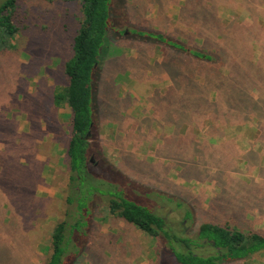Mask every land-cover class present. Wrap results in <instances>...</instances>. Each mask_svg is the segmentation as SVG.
<instances>
[{
  "label": "trees",
  "instance_id": "1",
  "mask_svg": "<svg viewBox=\"0 0 264 264\" xmlns=\"http://www.w3.org/2000/svg\"><path fill=\"white\" fill-rule=\"evenodd\" d=\"M62 1L78 2V12L73 22L74 29L66 34V46L64 49L61 48L63 54L59 56L57 72L53 76V87L45 95L36 93L34 101L40 104L45 99L46 109L48 105H52L57 109L68 110L70 138L66 145L64 160L69 191L64 200L65 210L62 219L52 227L49 245L44 246L45 252L38 258L40 264H98L97 260L105 253L112 256L119 248L116 238L113 237L117 234L112 230L109 231L110 237L107 242L100 246V253L96 255L92 252L95 245L92 234L94 235L96 228L94 213L102 203L115 220L122 221L125 225L132 226L154 239L156 249L152 258L153 264L238 262L263 251L264 234L246 227L244 222L249 206L237 207L228 212L225 207L234 208L238 201H223L224 204H221L212 199L209 207L202 210L196 209L191 201H187L191 206H188L183 221L191 222L190 231H194L195 236L193 239L181 237L171 231L160 211L147 205L150 203L147 193L142 195L138 190L124 188L117 180L118 176L107 178L98 175L101 169L95 171L96 167L100 168L101 160L105 163L108 161L99 147L100 141L96 132L98 120L108 116L106 112L109 108L105 102V95L108 93L105 92V83L114 82L109 78L113 79L116 75L127 74L129 63H133L127 60L128 49L136 51L138 54L136 62L139 61L140 65L147 68L151 65L152 70L155 68L153 72L163 69L162 72L169 79L168 86L163 90V94L161 93L163 95L161 99L166 105H169L167 102L169 100L176 107V111L172 112L176 140L172 142L177 144L170 146L171 153L178 159L181 153L191 151L188 152L191 156H186L188 160L184 164L177 162L176 159L186 174L185 179H203L204 174L192 159L199 158L202 154L196 141L202 139L204 145L208 144L207 135L217 131L222 121L237 119L244 125L249 120L253 121L261 127L264 136V50L256 59L251 47L252 43H256L264 48L262 24L257 21L247 23L243 17L233 13L232 7L229 17L222 19L218 7L225 1L218 0H184L178 13V18L183 23L181 26H173L171 30L151 29L132 24V13L129 14L131 9L127 2L125 5V0H121L120 3L118 0ZM257 1L263 0H247L251 6ZM258 6L264 7V3L260 2ZM19 15L20 7H17V0H5L0 5V66L6 65L12 58L10 44L15 42L16 45L18 36L24 35L26 41L24 49L30 48L25 50V53L32 58L31 46L35 40L31 37L32 33H25L28 26L24 25ZM121 15L127 22L130 21L128 26L132 28L127 30V36L126 33L113 36L116 28L124 26L119 25L115 19ZM120 41L124 44L120 45ZM42 49L43 47L37 46L35 51L42 52ZM151 53L162 56L161 62L154 60L148 64ZM144 58L146 61L141 60ZM107 63L113 65L109 73L103 72ZM14 66H19L17 61L14 62ZM4 74L5 72L0 71V80L6 77ZM107 74L109 78L105 80L104 75ZM21 82L23 80L17 78L16 89L21 87ZM110 97L116 103L115 111L118 115L117 105L120 100L114 94ZM162 119H165L164 116ZM208 120L211 122L208 123L209 126L199 128L200 124ZM2 122L0 134L12 130L3 119ZM12 132L13 136H16L14 130ZM1 136L0 139H3ZM186 141L190 142L189 145L185 144ZM11 149L12 147L9 150ZM5 155L8 156V152ZM129 156H133L132 153ZM249 160L257 164L262 160V156L259 152H253ZM217 163L219 165L220 160ZM5 167L7 168V165ZM4 169L1 173L4 174L3 180L7 181L8 175ZM102 172H106L105 168ZM260 172L263 174L264 169L261 168ZM222 173L223 170L220 169L214 172L221 189L224 185L221 184L224 180ZM21 184L23 185L18 179L14 184L16 187L14 190ZM5 186L8 187L7 184ZM90 186L92 193L89 196L85 189ZM255 189L257 191V188ZM160 193L153 192L157 198L166 201V194L164 196ZM28 194H34L32 187ZM261 201L264 202V196ZM11 208L13 205L9 204L4 210L2 221L3 218L7 219ZM14 211L12 214L16 215V219L18 212ZM13 220L14 216L11 215L9 220L3 223L8 233L14 234V231L19 233L23 223L16 224ZM20 243L24 244L25 251L28 250L25 264H33L32 257L35 251L28 233L19 236L18 240L16 238L11 249L15 251ZM6 245L9 246V240L0 241V249H5ZM204 247H208L212 253L203 255L196 252V249ZM12 263L11 258L9 264Z\"/></svg>",
  "mask_w": 264,
  "mask_h": 264
},
{
  "label": "rangeland",
  "instance_id": "2",
  "mask_svg": "<svg viewBox=\"0 0 264 264\" xmlns=\"http://www.w3.org/2000/svg\"><path fill=\"white\" fill-rule=\"evenodd\" d=\"M4 1L0 0V5ZM183 1L125 0V5L127 2L131 9L129 14L132 13V24L171 30L173 26H181L183 23L178 18L179 7ZM221 1H225L218 7L222 19L229 17L232 7L233 13L243 17L247 23L257 21L264 27V7L258 6L260 2L264 3V0L257 1L253 6L249 5L247 0H218ZM120 2L121 0H118V3ZM77 3H66L62 0H17V7H20L19 16L22 17L24 25L28 26L25 33H32L31 37L35 43L31 46L33 54L30 58V55L25 53V50L30 48L24 49V35L18 36L16 45L15 42L10 44L12 58L6 65L0 66V71L6 74V77L0 80V127L3 119L16 135L13 136L12 130L3 133L4 135L0 134L4 137L0 139V241L9 240V246L0 249V264H9L11 258L12 264H25L28 250H24V244H18L15 251L11 246L15 244L16 238L18 240L19 236L27 233L35 251L32 262L40 264L38 258L44 254V246L49 245V233L54 224L62 219L65 210L64 200L69 191L64 160L70 138L68 110L57 109L52 105H48L46 109V100L39 104L34 101V96L36 93L45 95L53 87V76L57 72L59 56L63 54L61 48L66 46V34L74 29ZM115 19L119 25L124 26L116 28L113 36L122 33L127 36V30L132 28L128 26L130 21L127 22L122 15ZM261 36H264L263 31ZM119 44L124 43L120 41ZM37 46L43 47V51L36 52ZM251 47L258 59L263 53V46L252 43ZM126 57L133 62L129 63L127 74L116 75L113 79L109 78L108 74L104 75L105 80L109 78L114 82L105 83V92L108 93L105 95L106 106L109 108L106 112L108 116L100 118L96 127L99 147L108 160L106 163L101 160L100 168H95V171L101 169L98 175L107 178L118 176L117 180L124 188L138 190L142 195L147 193L150 202L147 205L164 215L171 231L177 236L192 239L195 236L194 231H190L191 222L183 221L188 206H191L187 201H191L196 209L206 210L212 199L221 204H224L223 201H238L234 208L225 207L228 212L237 207L249 206L244 218L246 227L264 234V202H260L264 196V173L260 172L261 168L264 169V136L261 127L250 120L245 125L237 119L222 121L217 131L207 135L208 144L204 145L202 139L196 141L202 154L199 158L192 159L204 174L203 179H185L186 174L177 162L184 164L188 160L187 157L191 156V151L181 153L184 158H181L182 155L178 152L180 155L176 162L175 155L170 150V146L177 144L172 142L176 140L174 113L172 114L176 107L169 100V105H166L161 99L169 79L162 72L163 69L153 72L155 68L152 70L151 65L147 68L140 65L139 61L136 62L138 54L135 50L128 49ZM145 58L141 60L146 61ZM154 60L161 62L162 56L151 53L148 64ZM13 61H17L19 66L15 67ZM106 66L103 72L109 73L113 65L107 63ZM17 78L23 80L19 89H16ZM112 94L120 100L117 105L118 115L115 111L116 103L110 97ZM208 123H211L210 120L200 124L199 128L209 126ZM188 143L190 142H185L186 145ZM7 152L8 156L5 155ZM253 152H259L262 156V160L257 164L249 160ZM130 153L133 156H129ZM103 168L106 172H102ZM2 169L7 171V181L3 180ZM217 169L223 170L225 181L221 182L224 184L222 189L216 181L218 178L215 179L214 176ZM18 179L23 185L14 190ZM29 185L33 189V195L28 194ZM151 187L153 190H150ZM91 188L90 186L85 189L89 196L92 193ZM152 191L164 196L166 194V201L157 198ZM249 193L251 197H248ZM7 204L13 205L7 219L13 215L16 224L23 223L19 233H8L3 223L7 219L1 220ZM14 210L18 212L16 219V215L12 214L15 213ZM93 220L96 225L94 235L92 234L95 243L93 254L100 253V246L107 242L111 230L117 234L113 237L119 246L118 248L116 245L118 250L112 256L105 253L97 260L98 264H153L152 258L156 249L153 238L125 225L122 221L115 220L108 214L103 203L96 209ZM196 252L203 255L212 253L208 247L196 249ZM221 264H264V250L242 261Z\"/></svg>",
  "mask_w": 264,
  "mask_h": 264
},
{
  "label": "water",
  "instance_id": "3",
  "mask_svg": "<svg viewBox=\"0 0 264 264\" xmlns=\"http://www.w3.org/2000/svg\"><path fill=\"white\" fill-rule=\"evenodd\" d=\"M89 135V134H88Z\"/></svg>",
  "mask_w": 264,
  "mask_h": 264
}]
</instances>
